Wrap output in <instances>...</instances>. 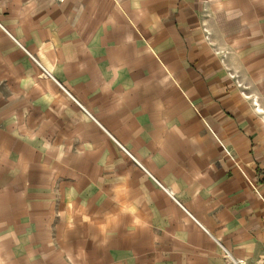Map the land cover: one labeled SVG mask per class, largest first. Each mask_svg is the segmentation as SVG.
Wrapping results in <instances>:
<instances>
[{"label":"crops","instance_id":"1","mask_svg":"<svg viewBox=\"0 0 264 264\" xmlns=\"http://www.w3.org/2000/svg\"><path fill=\"white\" fill-rule=\"evenodd\" d=\"M225 251L264 264V0H0V264Z\"/></svg>","mask_w":264,"mask_h":264},{"label":"built area","instance_id":"2","mask_svg":"<svg viewBox=\"0 0 264 264\" xmlns=\"http://www.w3.org/2000/svg\"><path fill=\"white\" fill-rule=\"evenodd\" d=\"M58 3H64L66 2V0H56ZM241 85V84H239ZM225 256L230 259L233 264H247L244 260H241V259H234L232 256L229 255L228 252L225 251Z\"/></svg>","mask_w":264,"mask_h":264},{"label":"bare ground","instance_id":"3","mask_svg":"<svg viewBox=\"0 0 264 264\" xmlns=\"http://www.w3.org/2000/svg\"><path fill=\"white\" fill-rule=\"evenodd\" d=\"M51 77V76H50Z\"/></svg>","mask_w":264,"mask_h":264}]
</instances>
